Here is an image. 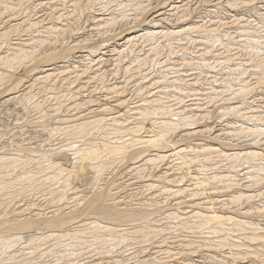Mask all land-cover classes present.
<instances>
[{"label": "bare ground", "instance_id": "6f19581e", "mask_svg": "<svg viewBox=\"0 0 264 264\" xmlns=\"http://www.w3.org/2000/svg\"><path fill=\"white\" fill-rule=\"evenodd\" d=\"M195 2L0 0V264H264V0Z\"/></svg>", "mask_w": 264, "mask_h": 264}, {"label": "rangeland", "instance_id": "374dc122", "mask_svg": "<svg viewBox=\"0 0 264 264\" xmlns=\"http://www.w3.org/2000/svg\"><path fill=\"white\" fill-rule=\"evenodd\" d=\"M193 3V4H192ZM195 0H191V5H195ZM198 3V2H197ZM196 3V4H197ZM229 13H233V12H229ZM221 16V15H220ZM222 17V16H221ZM217 19V18H216ZM83 27H87L86 28V30H88V27L89 26H85V24H83L82 25ZM229 26V25H228ZM84 28V29H85ZM223 28V27H222ZM83 29V30H84ZM230 29V31H232L233 29L232 28H229ZM86 30L84 31V32H86ZM86 33H89V31H87ZM77 35H79V34H74V37H76ZM116 41H118V40H116ZM73 54L74 55H79V54H81V52H77L76 50H75V52L73 51ZM162 55V54H161ZM159 56L158 57V59H161V58H163L162 56ZM145 70V69H144ZM147 70H148V73H149V70L150 69H146V71H144V72H147ZM151 71V70H150ZM143 72V73H144ZM152 72H150L149 74H151ZM120 80V78L119 79H117V82ZM113 81V80H112ZM111 80L109 81V82H112ZM205 83V82H204ZM132 84H130V86H131ZM41 94V93H40ZM39 94V95H40ZM129 96H131V94L129 93ZM42 97V96H41ZM12 103V104H11ZM45 105H47L46 103H45ZM4 107V108H3ZM13 110H12V109ZM20 109V106L16 103H13V101H10V102H7V103H5V105L3 104L2 106H0V144L1 145H3V146H13V145H15V144H24V143H26V142H30V143H32V145H35V146H42L43 144L45 145V144H47V143H50V142H52L53 141V143L55 144V143H59L60 141H61V139H59V137L57 138V136H55V137H53V139H50V141L48 140V139H46V138H48V137H46V136H49L47 133H45V131H47V129L50 127V126H52V125H45V127H47V128H45L44 127V125H43V127L41 128V124H37L36 123V126L37 127H35L34 126V124L35 123H31V124H25L24 122H21V121H23L24 119H32L33 117H34V114H33V112H32V114H31V112H23V110L21 109V110H19ZM19 110V111H18ZM8 111H11V112H9L8 113ZM17 111V112H16ZM30 113V114H29ZM20 114V115H19ZM28 115H30V116H28ZM7 116V117H6ZM23 116H25V117H23ZM28 116V117H27ZM33 116V117H32ZM17 117H18V119H17ZM22 117H23V119H22ZM29 117H31V118H29ZM19 120H20V122H19ZM17 121V122H16ZM23 125H22V124ZM17 124V125H16ZM212 125H215V124H212ZM217 126V127H216ZM5 127V128H4ZM215 127L216 128H218L219 126H218V124H216L215 125ZM24 128H25V130H24ZM31 128V129H30ZM41 128V129H40ZM43 129V130H42ZM40 130H41V132H40ZM15 133H13V132ZM43 131V132H42ZM11 132V133H10ZM1 135H3V136H1ZM7 137H6V136ZM44 135V136H43ZM46 135V136H45ZM14 136V137H13ZM24 136V137H23ZM37 136V137H36ZM9 137V138H8ZM10 137H12V139L10 138ZM45 138V139H44ZM2 139V140H1ZM7 139H8V141H7ZM54 139H56V140H54ZM58 139V140H57ZM6 140V141H5ZM31 140V141H30ZM35 140V141H34ZM12 141V142H11ZM25 141V142H24ZM47 141V143H45ZM56 141V142H55ZM9 142H11V143H9ZM43 144H42V143ZM7 143H8V145H7ZM40 143H41V145H40ZM52 143V144H53ZM59 156V157H58ZM51 157V158H50ZM53 157V158H52ZM43 158H45L44 159V161L45 162H50V161H55V162H58L59 164H61L62 166H64V167H69V166H71L72 164H73V161H72V157H71V155H69V154H60V155H57V156H46V157H43ZM50 158V159H49ZM52 159V160H51ZM80 162V161H79ZM82 164L80 163H78V164H76L75 166H76V169H77V173H79L78 174V179H76V183H77V185H79V188H84V184L85 185H87V182H90V180L92 179V173H91V171H88L89 169H87L86 167H84V165L83 166H81ZM81 166V167H80ZM86 168V169H85ZM79 170V171H78ZM115 171H117V173L116 172H114L115 174H114V178H113V181H115V184L117 183V184H120V182H123V181H125L126 180V178H129L128 176H126V174L124 173V170H122L121 168H115ZM120 172V173H119ZM123 175H122V174ZM121 174V175H120ZM120 176H121V178H120ZM125 177V179L124 178H122V177ZM117 177V178H116ZM116 178V179H115ZM119 179H120V181H119ZM123 181H122V180ZM83 184V185H82ZM114 186H116V185H114ZM113 186V187H114ZM130 187H132V186H130ZM118 189H120L121 190V186H120V188H118ZM130 191V190H129ZM36 193L35 194H33V195H31V196H29L28 197V199H27V197L24 199V200H21V199H17V201H18V203H19V200H20V203H22V201H23V203H24V201L26 202V201H31L32 199H34V201L32 200V202H34V203H36L37 205H44V207L42 206V208L43 209H45V200H44V198H42V197H40V195H41V193H38L37 194V192H38V190H36L35 191ZM120 192V191H119ZM124 192V193H123ZM125 193H126V191H124V190H122L121 192H120V195L122 194V195H125ZM38 196H37V195ZM173 202V201H172ZM172 202H171V200L170 201H168L167 203L169 204V206L168 207H166V211L168 210V211H173V207H172ZM40 203V204H39ZM48 205H46V207H47ZM3 207H0V213L1 214H3L4 212V208L2 209ZM184 208H185V206H184ZM3 211H2V210ZM45 211H48L47 209L45 210ZM0 214V215H1ZM10 215V214H9ZM11 216V215H10ZM260 220H256V222L257 223H260V225H262V227H264V219L263 218H259ZM262 219V220H261ZM260 221V222H259ZM177 235V234H176ZM172 236H174V235H172ZM163 237V236H162ZM161 236H158V237H156V238H159L160 240H161V238H162ZM165 237H167V238H169V240H172V239H176V238H173V237H171V234H167V236L165 235ZM171 237V238H170ZM179 237V236H178ZM177 237V238H178ZM194 238V237H193ZM167 240V239H166ZM168 241V240H167ZM164 244V243H163ZM175 244V243H174ZM177 244V243H176ZM176 246V245H175ZM175 249L178 251V252H180V250H178V248L177 247H175ZM145 251H146V254H149V253H151L152 252V249L150 248V247H147V248H145L144 249ZM176 250H174L175 252H176ZM225 251H227L226 249H225ZM204 253V252H203ZM206 253V252H205ZM136 255H139V254H136ZM201 254H198V255H195V256H193L192 257V259L193 260H198V261H200L201 260V258L199 257ZM53 256V255H52ZM49 256V257H45V260H51L50 259V257L53 259V258H55V256ZM152 256H154V255H152ZM180 256V255H179ZM199 258H198V257ZM162 257V256H161ZM182 257V258H181ZM181 257L179 258V259H177L178 260V262L180 261V263H184L185 264V262L187 263V261L188 260H186V259H184L185 257H183L182 255H181ZM49 258V259H48ZM81 258V257H80ZM163 259L162 260H168V259H170V258H165L164 256L162 257ZM200 259V260H199ZM185 260V261H184ZM176 261V260H175ZM55 262H57V261H55ZM54 262V263H55ZM195 263H198V262H195ZM151 264V263H150ZM152 264H155V263H152ZM177 264V263H176Z\"/></svg>", "mask_w": 264, "mask_h": 264}]
</instances>
